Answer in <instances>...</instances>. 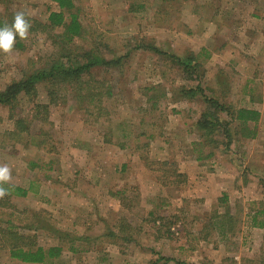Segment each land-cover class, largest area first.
Returning a JSON list of instances; mask_svg holds the SVG:
<instances>
[{"label":"rangeland","instance_id":"obj_1","mask_svg":"<svg viewBox=\"0 0 264 264\" xmlns=\"http://www.w3.org/2000/svg\"><path fill=\"white\" fill-rule=\"evenodd\" d=\"M74 2L85 32L77 44L98 47L106 59L123 57L119 67L93 72L111 96L91 114L67 90L50 104L38 86L35 102L20 98L12 115L0 108L8 183L39 184L26 198H11L0 223L29 233L44 222L65 233L54 264H259L264 230L250 219L264 206V0ZM52 11L51 0H0V17L24 12L43 24ZM18 42L21 49L0 54V91L53 51L40 32ZM149 47L177 57L206 51L199 58L204 93L256 109V137L236 142L232 153L211 149L214 158L197 162L210 151L194 148L202 99L182 98L179 89L192 82ZM35 104L47 105L44 115ZM19 117L30 131L11 135ZM176 170L181 177L171 176ZM36 241L59 244L42 230ZM0 264L23 263L0 251Z\"/></svg>","mask_w":264,"mask_h":264},{"label":"trees","instance_id":"obj_2","mask_svg":"<svg viewBox=\"0 0 264 264\" xmlns=\"http://www.w3.org/2000/svg\"><path fill=\"white\" fill-rule=\"evenodd\" d=\"M51 1L56 5L57 11L50 12L45 23L28 20L31 24L30 33L40 32L45 35L53 51L41 62V66H36L31 71L25 72L20 79L11 81L0 91V108H7L12 115L20 98L32 99L35 102L37 88L42 86L50 104H56L60 93L67 90L85 108L86 113L92 114V108L100 112L103 98H109L111 93L103 89L102 83L93 78V72L98 69L111 70L117 68L120 66L123 57L106 59L98 47L93 45L84 47L77 44V40L84 39L85 32L74 0ZM139 8L142 7L139 6ZM14 16L15 14L1 16L0 26L10 25ZM57 30L58 32H55ZM18 40L19 38H17L14 49L22 48ZM149 48L153 53L169 59L173 66L181 71L186 80L192 82L191 86L179 89L178 93L182 98L187 97L192 100L199 96L202 99V110L194 124L198 137V141L194 143V148L197 149L195 150L197 154H200L202 149L209 148L210 151L204 157L199 155L195 159L197 162L214 158L211 149L221 147L222 150L232 153L231 147L232 145L235 146L236 142L253 140L256 137L257 124L260 121V113L256 109L233 107L231 104L221 103L218 98L207 96L204 93L201 87L204 73L203 70L200 71L199 58L202 55L207 56L206 51H202V54L199 55L191 53L188 56L177 57L163 54L154 47ZM34 106L37 110V116L44 115L48 109L47 105L35 104ZM41 121L46 122L45 119H41ZM14 125L15 132L11 135H20L30 131L25 120L21 117L14 120ZM106 142L104 141V143ZM132 150L134 152L135 145H133ZM36 165V162L31 163V170ZM124 168L123 165L122 170ZM171 176L179 178L181 174L176 170L172 172ZM257 181L258 184L263 182L260 178ZM34 185L39 186L33 179L29 181L28 187L9 183L3 185L6 195L0 197V213L10 207L11 198H26L32 192ZM219 201L226 205L227 196L222 195ZM261 207V210L251 215L250 222L252 228L264 230V206ZM258 217H262L261 221L258 220ZM25 230L29 233L19 232L18 228L9 221L0 223V251H5L10 259L23 264H54L60 260L64 249L63 244L67 242V239H64L65 233L53 230L44 222H41L40 225L39 223L31 225ZM40 230L49 234L51 232L56 234L59 244L48 248L38 245L36 232ZM30 232L34 234H30ZM228 232L230 235L233 234L231 227L228 228ZM79 240L72 238L68 242L73 244ZM163 259L172 262L170 259ZM259 264H264V260Z\"/></svg>","mask_w":264,"mask_h":264},{"label":"clouds","instance_id":"obj_3","mask_svg":"<svg viewBox=\"0 0 264 264\" xmlns=\"http://www.w3.org/2000/svg\"><path fill=\"white\" fill-rule=\"evenodd\" d=\"M31 24L24 12H17L10 25L0 26V54L14 51L17 38L23 40L30 34ZM11 173L7 165L0 166V197L6 195L3 185L7 184Z\"/></svg>","mask_w":264,"mask_h":264}]
</instances>
